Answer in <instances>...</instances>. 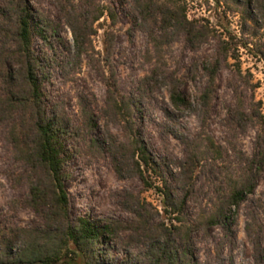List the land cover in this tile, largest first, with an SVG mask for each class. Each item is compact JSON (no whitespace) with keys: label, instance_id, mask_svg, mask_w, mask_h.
<instances>
[{"label":"trees","instance_id":"1","mask_svg":"<svg viewBox=\"0 0 264 264\" xmlns=\"http://www.w3.org/2000/svg\"><path fill=\"white\" fill-rule=\"evenodd\" d=\"M132 6L131 25L143 31V22L158 26L151 31L156 60L164 65L162 48L171 35H183L194 49L207 42L214 30L198 19H190L184 6L174 1L121 0ZM244 21L264 24V0H231ZM57 17L51 10L35 7L32 0H0V125L10 144L15 185L27 184L28 193L10 202L12 210L27 207L42 224L22 225L9 209L0 220V264H236L224 257V247L236 244L235 208L256 193L264 178V110L257 100V85L245 75L235 46L219 38L215 61L210 63L201 92L200 105L193 106L174 72L163 74L173 104L190 109L201 119V131L181 135L184 155L177 162L153 154L139 128L140 97L125 92L114 60L120 14L106 0H56ZM107 16L105 52L96 49L97 22ZM67 25L73 45L62 35ZM261 25V24H260ZM89 58L106 84L104 106L95 97L79 94V116L75 118L62 100L49 102L47 91L57 71L70 79ZM235 66L241 81L231 84L234 106L225 121L227 136L221 142L208 129V118L217 98L218 71ZM59 69V70H58ZM197 65L187 75L195 80ZM119 125L123 138L100 131V113ZM172 115L169 114V117ZM253 127L256 137L251 153L240 146V134ZM72 141L76 151L90 159L108 155L119 175L138 176L144 186L156 189L170 222L155 220L141 197L123 193L120 204L132 216L107 217L95 222L76 217L66 189L67 167ZM176 165V168H174ZM155 178H154V177ZM193 202L199 209L190 216ZM247 214V235L253 245L255 264H264V190L252 199ZM219 226L223 236L216 247V259L196 254V233ZM122 240L126 259L116 261L110 240ZM146 249L132 253V244Z\"/></svg>","mask_w":264,"mask_h":264},{"label":"rangeland","instance_id":"2","mask_svg":"<svg viewBox=\"0 0 264 264\" xmlns=\"http://www.w3.org/2000/svg\"><path fill=\"white\" fill-rule=\"evenodd\" d=\"M162 1H174L184 6L190 19H198L214 30V35L196 49L191 47L183 35H171L170 44L162 48L164 65L156 60V51L150 35L151 31L159 34V27L144 22L143 31L132 27L130 18L133 10L130 3L106 0L107 3L115 4L120 14L114 60L122 89L139 96L142 102L138 114L140 131L153 154L177 162L184 155V145L180 136L197 135L201 131V119L194 111L177 108L173 104L169 86L163 82V74L165 72L177 74L182 80V90L193 106L200 105L208 68L216 59L218 40L219 38L229 40L239 56L238 59H230V63L238 62L245 75L251 74L250 78L257 85L255 96L257 100L262 101L264 110V24L251 21L246 23L241 10L231 0ZM32 4L51 10L57 17L56 0H32ZM109 24L110 19L107 16L97 22L98 34L94 36V44L102 54L105 52L104 31ZM62 35L73 45V36L67 25H64ZM191 65L198 67L195 80L187 75ZM234 69V65L225 64L219 69L217 76L219 91L208 118V131L221 142H225L227 136L225 121L234 106L230 86L241 81L235 75ZM59 72L57 71L48 88L49 102L64 101L75 118L79 116V94L95 97L99 106H104L107 86L99 78L89 58H84L81 69L77 74H71L70 79L61 77ZM99 113L100 131L106 133L109 128L112 133L123 138L120 126ZM169 114L172 116L169 117ZM239 137L241 148L251 153L256 137L255 129L248 127ZM68 146L70 154L67 167L70 176L66 180V189L74 216L87 217L95 222H105L107 217L128 219L132 213L120 204L119 198L123 193L133 192L141 197L143 206L153 214L155 220L170 222V217L163 208L161 194L156 189L144 186L138 176L119 175L108 155L90 159L84 153L76 151L72 141H68ZM13 165L10 144L0 125V220L11 209V201L24 197L29 191L27 184L15 185ZM263 190L264 178H260L256 193L250 195L248 200L234 210L238 219L233 227L236 244L232 248L226 244L223 253L226 259L233 258L236 264H255L253 245L246 232L249 220L247 214L253 206L252 199L261 196ZM198 209L199 206L190 202L186 211L190 216H194ZM10 211L15 220L22 225L42 224V218L30 208L19 207ZM222 236L219 226H212L206 234L196 233V254L204 260H215L216 247ZM120 241L122 240H110L116 261L126 259ZM145 249L144 243H135L129 248L132 253H140Z\"/></svg>","mask_w":264,"mask_h":264}]
</instances>
